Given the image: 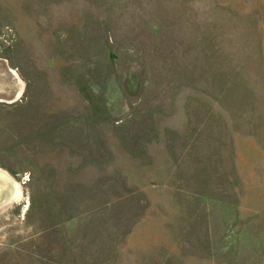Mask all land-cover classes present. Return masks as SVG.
Instances as JSON below:
<instances>
[{"label":"rangeland","instance_id":"1","mask_svg":"<svg viewBox=\"0 0 264 264\" xmlns=\"http://www.w3.org/2000/svg\"><path fill=\"white\" fill-rule=\"evenodd\" d=\"M0 264H264V0H0Z\"/></svg>","mask_w":264,"mask_h":264},{"label":"bare ground","instance_id":"2","mask_svg":"<svg viewBox=\"0 0 264 264\" xmlns=\"http://www.w3.org/2000/svg\"><path fill=\"white\" fill-rule=\"evenodd\" d=\"M2 169V168H1ZM14 188V190H13ZM21 197V190L16 181L10 182L9 177L0 170V203L11 199L18 200Z\"/></svg>","mask_w":264,"mask_h":264},{"label":"water","instance_id":"3","mask_svg":"<svg viewBox=\"0 0 264 264\" xmlns=\"http://www.w3.org/2000/svg\"><path fill=\"white\" fill-rule=\"evenodd\" d=\"M0 170L2 171V173H5V175L7 177H9L11 183H13V181H15L14 177L8 171L4 170L3 168L1 169V167H0ZM13 190H14V188H13ZM13 203H14V201L11 199H9V200L7 199L6 201L0 203V214L2 212H4L6 209H8L9 207H11ZM0 227H3V226H0Z\"/></svg>","mask_w":264,"mask_h":264}]
</instances>
